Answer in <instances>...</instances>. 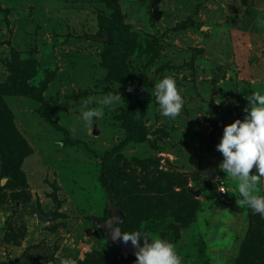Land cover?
Returning a JSON list of instances; mask_svg holds the SVG:
<instances>
[{"label":"rangeland","instance_id":"rangeland-1","mask_svg":"<svg viewBox=\"0 0 264 264\" xmlns=\"http://www.w3.org/2000/svg\"><path fill=\"white\" fill-rule=\"evenodd\" d=\"M164 76L176 117L155 98ZM252 91L264 0H0V264H135L104 222L168 239L183 264H264V216L216 147Z\"/></svg>","mask_w":264,"mask_h":264},{"label":"clouds","instance_id":"clouds-1","mask_svg":"<svg viewBox=\"0 0 264 264\" xmlns=\"http://www.w3.org/2000/svg\"><path fill=\"white\" fill-rule=\"evenodd\" d=\"M155 98L161 115L176 117L184 107L185 99L176 80L164 76L155 84ZM121 94L107 93L99 103L112 106L119 101ZM245 106V117L237 118L224 126L223 135L216 145L222 152L223 160L219 167L227 175L239 180V193L254 212L264 216V196L256 193L257 183L264 177V94L252 91ZM81 119L85 123L99 120L103 109L88 107V100L82 102ZM255 167V171H251ZM222 190V189H221ZM119 234V229H117ZM123 240L139 245L135 264H183L175 244L165 238H154L143 231L123 232ZM58 264H76L72 257L62 256Z\"/></svg>","mask_w":264,"mask_h":264},{"label":"water","instance_id":"water-1","mask_svg":"<svg viewBox=\"0 0 264 264\" xmlns=\"http://www.w3.org/2000/svg\"><path fill=\"white\" fill-rule=\"evenodd\" d=\"M152 11L154 15L157 16L158 11L156 9H153ZM219 77L220 76H216L215 78L218 79ZM94 133L95 134L98 133L96 128L94 130ZM197 194H199V192H197ZM53 217H54L53 212L48 213V214L41 212L38 216L39 220L42 222H47ZM100 228L104 230L108 242L115 244L118 247L121 255H124V256L135 255L136 256V252L138 250L139 245H133L130 240L127 242L124 241L123 235H122L123 232L121 231L119 227H114V224H112L111 222H104V223H100ZM117 229H119V234H117Z\"/></svg>","mask_w":264,"mask_h":264},{"label":"trees","instance_id":"trees-1","mask_svg":"<svg viewBox=\"0 0 264 264\" xmlns=\"http://www.w3.org/2000/svg\"><path fill=\"white\" fill-rule=\"evenodd\" d=\"M104 174L106 177H108L109 176L108 170L107 171L104 170ZM105 183H106L105 185L109 189V191L112 192V182L110 180H105Z\"/></svg>","mask_w":264,"mask_h":264},{"label":"built area","instance_id":"built-area-1","mask_svg":"<svg viewBox=\"0 0 264 264\" xmlns=\"http://www.w3.org/2000/svg\"><path fill=\"white\" fill-rule=\"evenodd\" d=\"M225 191H226L225 188H222V192L225 193Z\"/></svg>","mask_w":264,"mask_h":264}]
</instances>
